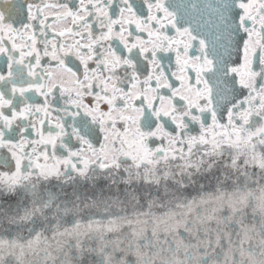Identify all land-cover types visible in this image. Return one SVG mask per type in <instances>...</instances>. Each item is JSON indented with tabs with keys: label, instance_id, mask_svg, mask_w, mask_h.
<instances>
[{
	"label": "snow or ice",
	"instance_id": "1",
	"mask_svg": "<svg viewBox=\"0 0 264 264\" xmlns=\"http://www.w3.org/2000/svg\"><path fill=\"white\" fill-rule=\"evenodd\" d=\"M73 262L264 264V0H0V264Z\"/></svg>",
	"mask_w": 264,
	"mask_h": 264
},
{
	"label": "water",
	"instance_id": "2",
	"mask_svg": "<svg viewBox=\"0 0 264 264\" xmlns=\"http://www.w3.org/2000/svg\"><path fill=\"white\" fill-rule=\"evenodd\" d=\"M37 195L38 196H43L42 190H39L37 192ZM125 231H127V229H125ZM64 240H65L64 247L67 249V251L70 254L71 253V247H70V245L75 240V237L74 236H68V237H65ZM90 246H91V243H90ZM57 255H59V253H57ZM73 264H74V262H73Z\"/></svg>",
	"mask_w": 264,
	"mask_h": 264
}]
</instances>
